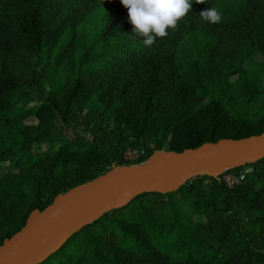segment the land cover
Here are the masks:
<instances>
[{
    "label": "trees",
    "instance_id": "trees-1",
    "mask_svg": "<svg viewBox=\"0 0 264 264\" xmlns=\"http://www.w3.org/2000/svg\"><path fill=\"white\" fill-rule=\"evenodd\" d=\"M131 29L119 0H0V247L109 171L264 133V0H193L151 46ZM245 168L137 194L32 264H264V156Z\"/></svg>",
    "mask_w": 264,
    "mask_h": 264
},
{
    "label": "water",
    "instance_id": "water-1",
    "mask_svg": "<svg viewBox=\"0 0 264 264\" xmlns=\"http://www.w3.org/2000/svg\"><path fill=\"white\" fill-rule=\"evenodd\" d=\"M264 156V133L243 140H220L180 154L154 155L141 165L108 172L98 180L55 198L33 211L23 230L0 247V264H32L54 251L70 234L103 212L149 190L171 193L191 176H215ZM118 200L117 204L114 201ZM47 238L52 240L42 245Z\"/></svg>",
    "mask_w": 264,
    "mask_h": 264
},
{
    "label": "clouds",
    "instance_id": "clouds-1",
    "mask_svg": "<svg viewBox=\"0 0 264 264\" xmlns=\"http://www.w3.org/2000/svg\"><path fill=\"white\" fill-rule=\"evenodd\" d=\"M127 9L131 32L143 38L145 46H151L157 38H164L168 30H175L178 23L191 11L193 0H119ZM205 0H195L204 4ZM202 20L210 24L221 22L222 13L210 6L199 13Z\"/></svg>",
    "mask_w": 264,
    "mask_h": 264
},
{
    "label": "built area",
    "instance_id": "built-area-1",
    "mask_svg": "<svg viewBox=\"0 0 264 264\" xmlns=\"http://www.w3.org/2000/svg\"><path fill=\"white\" fill-rule=\"evenodd\" d=\"M142 156H143V152L129 148L124 153L123 159L126 162L135 163V162H139ZM141 164L143 163H138V165H141ZM251 171H252L251 168H245L244 170H241L238 173L224 171L223 180L228 188H232L235 185H238L241 181H243L245 178V175L250 173Z\"/></svg>",
    "mask_w": 264,
    "mask_h": 264
},
{
    "label": "rangeland",
    "instance_id": "rangeland-1",
    "mask_svg": "<svg viewBox=\"0 0 264 264\" xmlns=\"http://www.w3.org/2000/svg\"><path fill=\"white\" fill-rule=\"evenodd\" d=\"M229 40H231V38L229 39ZM229 47H231V46H229ZM231 53V51H227V52H222V53H218V54H216L215 55V58H216V56H219V58L220 57H228L229 56V54ZM4 50H3V46L1 45V43H0V64L2 63V62H4ZM258 61H260V57H257L256 58ZM7 63V65H8V67H9V61L8 62H6ZM246 66H249V64L246 62ZM263 109L261 108V110H259L258 112L260 113L261 111H262ZM133 167V166H132ZM131 168V165H124L123 166V169H130ZM110 172V171H109ZM117 202H118V200H116V201H114V204H117ZM52 240V238H47L45 241H43L42 242V245H46V244H48L50 241Z\"/></svg>",
    "mask_w": 264,
    "mask_h": 264
}]
</instances>
